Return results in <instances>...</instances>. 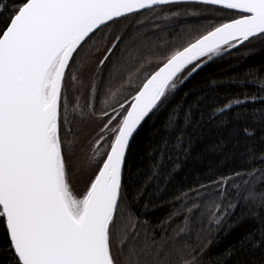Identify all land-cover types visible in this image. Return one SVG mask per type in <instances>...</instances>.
<instances>
[{
  "label": "snow or ice",
  "instance_id": "snow-or-ice-1",
  "mask_svg": "<svg viewBox=\"0 0 264 264\" xmlns=\"http://www.w3.org/2000/svg\"><path fill=\"white\" fill-rule=\"evenodd\" d=\"M0 264H264V0H0Z\"/></svg>",
  "mask_w": 264,
  "mask_h": 264
},
{
  "label": "trees",
  "instance_id": "trees-1",
  "mask_svg": "<svg viewBox=\"0 0 264 264\" xmlns=\"http://www.w3.org/2000/svg\"><path fill=\"white\" fill-rule=\"evenodd\" d=\"M187 19L196 20L198 18L191 17V18H187ZM260 60H261V57L259 54H257L256 56H254V57L250 58L248 61H246L245 64L230 67V64L232 63V61L226 59V60L222 61L219 65L214 66L212 71L215 72V74L218 76L227 77V76L231 75L233 72L242 71L243 68L246 66V64L258 63ZM141 147H142V144L138 141L137 148L139 149ZM212 163H213V161L211 159L206 160L203 163H201L199 161H189V170H191L192 165H195V167L198 171L196 172L195 175L190 176L189 180L185 181L184 183H191L197 179L205 180L207 175H209L207 169L211 166ZM228 170L230 171L231 169L228 168ZM180 179H182V177ZM167 210H168V206L166 205L163 208L156 209L155 212L153 213V215L154 216L163 215Z\"/></svg>",
  "mask_w": 264,
  "mask_h": 264
}]
</instances>
